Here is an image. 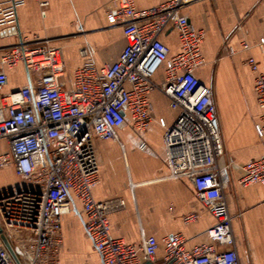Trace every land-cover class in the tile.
<instances>
[{"label": "built area", "instance_id": "2783aa9c", "mask_svg": "<svg viewBox=\"0 0 264 264\" xmlns=\"http://www.w3.org/2000/svg\"><path fill=\"white\" fill-rule=\"evenodd\" d=\"M24 1L0 0L3 29L15 25L17 8ZM32 1L45 16L49 0ZM196 1L166 0L138 9L135 0H115L107 17L123 30L124 50L112 65L97 67L86 62L76 69L71 83L64 53L50 41L21 40L4 50L0 58V142L5 147L0 152V170L12 168L20 185L0 187V264H59L64 244L62 215L72 201L82 207L85 233L102 264H241L218 164L226 147L214 91L196 75L206 64L201 50L205 33L183 15ZM168 30L176 31L180 41L181 51L175 55L161 41ZM243 48L249 46L244 43ZM80 54L87 58L89 51L81 49ZM20 65L29 84L6 93L7 70ZM247 65L263 110L255 129L264 138V74L254 58ZM162 69L164 80L158 83L154 78ZM154 91L161 92L178 113L170 126L160 120L165 129L167 178L189 179L197 200L216 220L207 232L212 244L187 249L183 235L172 234L162 241L161 260L157 259L160 243L155 237L143 235L139 245H132L112 235L110 216L124 208L123 200L100 202L93 194L100 183L96 141H118V131L127 121L136 133L147 132ZM244 171L240 185L264 187V156L249 162ZM198 218L196 213L189 214L184 223Z\"/></svg>", "mask_w": 264, "mask_h": 264}, {"label": "crops", "instance_id": "0c3cea01", "mask_svg": "<svg viewBox=\"0 0 264 264\" xmlns=\"http://www.w3.org/2000/svg\"><path fill=\"white\" fill-rule=\"evenodd\" d=\"M114 1L49 0L42 16L36 2L25 0L17 8L15 25L9 29L0 26V58L6 48L21 40H47L62 49L66 75L67 68L71 71L69 83L76 69L88 61L97 67L112 65L126 46L121 27L108 21ZM165 1L135 0L138 9L156 7ZM183 15L194 28L205 33L201 50L206 64L196 75L214 91L226 147V155L218 164L223 171V194L232 217L240 263L264 264V187H244L238 182L245 174V165L264 156V138L255 129L263 110L254 92V74L247 65V60L254 58L264 74V0H198L186 7ZM161 41L171 55L181 51L176 31L168 30L161 35ZM244 43L249 46L247 50ZM81 49L89 51L87 58L81 56ZM7 75L6 93L29 84L22 65L7 70ZM154 79L158 83L164 80L163 69ZM151 103L152 121L147 132L136 133L127 121L118 131V141H96L100 183L93 194L100 202L123 200L124 208L110 216L112 235L132 245H139L143 235L155 237L160 243L157 259L161 260L162 241L172 234L183 235L187 249L212 244L207 232L216 220L197 200L189 179L167 178L165 129L160 120L170 126L178 113L159 91L152 93ZM4 147L5 142H0V152ZM8 169L16 177L14 170ZM192 213L199 216L198 220L185 224L184 218ZM62 234L59 264H72L74 255L90 253L102 264L85 233L82 207L77 201H72L70 210L62 215Z\"/></svg>", "mask_w": 264, "mask_h": 264}, {"label": "rangeland", "instance_id": "374dc122", "mask_svg": "<svg viewBox=\"0 0 264 264\" xmlns=\"http://www.w3.org/2000/svg\"><path fill=\"white\" fill-rule=\"evenodd\" d=\"M71 71L67 68V79L70 77ZM20 185V181L14 176V173L9 169H4L0 173V187L1 188H10V187H18ZM72 264H99L97 263L95 256L90 254L86 255H74ZM60 263V262H59Z\"/></svg>", "mask_w": 264, "mask_h": 264}, {"label": "water", "instance_id": "95a60500", "mask_svg": "<svg viewBox=\"0 0 264 264\" xmlns=\"http://www.w3.org/2000/svg\"><path fill=\"white\" fill-rule=\"evenodd\" d=\"M0 232L2 233L1 227H0ZM2 238H3L4 242H5V244L7 245L8 249L10 250V252H12L11 248H10V245L8 244V241L6 240L4 235H2ZM146 264H150V263H146Z\"/></svg>", "mask_w": 264, "mask_h": 264}]
</instances>
